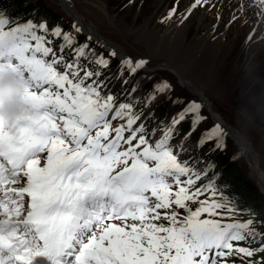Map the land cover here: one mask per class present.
<instances>
[{
  "label": "snow or ice",
  "instance_id": "obj_1",
  "mask_svg": "<svg viewBox=\"0 0 264 264\" xmlns=\"http://www.w3.org/2000/svg\"><path fill=\"white\" fill-rule=\"evenodd\" d=\"M233 4L229 24L252 23L250 41L264 28V0H228ZM176 13L174 6L167 18ZM10 23L0 16V69L25 83L32 115L0 121V264H264V233L253 219H236L238 209L217 198L213 183L198 184L207 169L181 161L183 145L170 143L189 117V135L198 130V105L184 108L152 141L157 130L147 132L142 113L103 93L99 78L110 61L102 54L45 22L5 30ZM53 39L62 40L61 55ZM144 63L121 60L118 76L134 75ZM224 135L217 124L197 146L223 150Z\"/></svg>",
  "mask_w": 264,
  "mask_h": 264
},
{
  "label": "rangeland",
  "instance_id": "obj_2",
  "mask_svg": "<svg viewBox=\"0 0 264 264\" xmlns=\"http://www.w3.org/2000/svg\"><path fill=\"white\" fill-rule=\"evenodd\" d=\"M32 1L33 2L29 3H34L38 6V11L47 9L54 14L60 15L71 23L72 26L81 30L79 26L80 23L73 22L74 19L71 18L73 15L70 16L67 13L64 7L61 6V1ZM160 1L161 0H70L69 5L72 8L71 11L82 18L84 28L85 25L88 26V24L95 26L99 31L97 35L104 37L107 43L112 42L116 44L121 48H119V51H122L123 54L125 53L124 55H131L136 59L143 58L148 64V71L146 70L147 75L152 77L153 81L157 80L154 81L155 85H163L160 82L169 80L174 87V96L184 98L187 101L193 100L196 102H200L202 98V101L205 99L207 103L203 101L207 109L205 113L208 117L210 116V122H212L211 118H221L222 121L225 122L223 124L227 126V129L231 127L232 129H229L230 131L239 133L242 139L254 149H250L249 151V149L246 148L250 157L252 152L257 155L258 164L262 169V174H264V32H258L257 36L249 41L246 40L250 31L247 26H250L251 23L244 27L240 25V30L243 29L240 33V31L238 32L237 26L234 25L236 22L230 25L228 17L223 16L222 23L216 22L217 24L215 23V25L218 31L222 30L224 27L225 31L230 30L228 38L232 40L229 54L223 61L224 66L220 69L223 78L221 80L219 79L218 83H224V76L229 72L232 73L234 81L232 84L234 87H231L225 98H223L225 93L223 92L224 89L222 85L215 88L212 85L213 83L210 82V80L217 78L216 75L213 74L207 78V84L201 88V93L197 95L187 86H183L178 74L171 68L173 64L168 60L152 55L153 42L151 40H147L144 43L141 41V37L138 36V38H136V29L145 26L147 31L151 32L155 41L158 39L168 41V39H170L173 42L174 34L177 31L175 29H180L182 26H180V24H174V21L171 22L172 18H166L168 12L176 6L177 13L174 16L176 18H181V16L185 14L188 18L186 20L188 27L185 32L186 44L198 38H200V40L196 43H200L205 41L202 37L206 29H208L210 24H213L216 19L213 14L203 12L204 1L191 9L190 6L196 3V0H162V3H160ZM218 3L219 6H217V8H221L224 5L227 11L229 8H232L231 13L237 6L233 4L234 6L232 5V7H229L228 0H220ZM215 13L216 10L214 11V14ZM248 18L251 20V14H248ZM260 29L264 31V28ZM71 60L72 58H69L67 61ZM178 65H182V63L178 62ZM144 66H146L145 63ZM57 67L58 70H63L61 66ZM217 73L218 71L216 74ZM168 84L170 83L168 82ZM109 86L112 93L115 94L118 88L112 87L111 82ZM209 87H211L212 91L209 90ZM200 96H202V98ZM209 109L214 113L212 112L211 114ZM137 110L145 117L146 110H143L141 104L138 105ZM175 110L176 109L169 111L167 115ZM153 129L157 131L155 137H149L152 141L160 138V129L162 128L156 125H151L148 129L146 127L149 133H151ZM225 135L227 134L225 133ZM227 136L230 137L229 135ZM170 143L177 147L183 145L184 151L181 152L179 156L181 160L187 154L195 153L200 148L197 146V143L189 141L188 139L184 141L178 139ZM227 147L229 155L232 157L237 156L235 159L237 161L236 164H238L244 172H247L246 174L250 181L249 185L257 186L259 183H257L255 177L256 162L251 157L254 163L253 166L251 165L244 151L232 137L227 138ZM259 192L261 193L260 190ZM262 197L264 198V194ZM258 199L263 202L262 198ZM259 201L255 202L259 203ZM253 202L248 203L252 204ZM261 216L264 218V209L261 210Z\"/></svg>",
  "mask_w": 264,
  "mask_h": 264
},
{
  "label": "bare ground",
  "instance_id": "obj_3",
  "mask_svg": "<svg viewBox=\"0 0 264 264\" xmlns=\"http://www.w3.org/2000/svg\"><path fill=\"white\" fill-rule=\"evenodd\" d=\"M59 1H61L60 4H62L61 6L64 7V9L67 11V13L70 16L73 15V17L71 16V18L77 19V21L79 20L78 22L83 23L82 18H80L78 15H75V13L73 11H71L72 8L70 6H67L66 4H64V3L68 2L67 0H59ZM160 3H162V0L160 1ZM231 10H232V8L231 9L229 8V10L227 11L224 8V5H223V7H221V8L218 7L216 9L215 15L217 17V20L214 21L213 24H210L208 29H206V31L202 37L205 39V41L200 42V43H196L198 40H200V38H198V39H194L189 44H186V33L185 32H186L187 27H188L186 24V20L188 18L185 16V14L183 16H181V18H179V17L176 18L174 16L171 19V22L174 21V24H180V26H182L180 29H177V28L175 29L177 31L174 34V41L173 42L170 39H168V41H163V39L162 40L158 39L157 41H155L153 35L151 34V32L147 31L145 26L143 28L140 27L139 29H136V38H138V36L141 37V41L144 43L147 40H151L153 42L152 55L154 57H159V58H163L164 60H168L171 64H173L172 65L173 67L171 66V68L174 72H176V74H178L183 86H187L188 88H190V90L193 93H195L197 95L201 93V90H202L201 88L207 84V78L210 75L215 74L217 78L214 80H210V82L213 83L212 85L215 88L222 85V88L224 89L223 92L225 93L223 98H225L226 94L229 92L231 87H234V85L232 84V82H234L232 73L228 72L224 76V83H218V82H219V79L221 80L223 78V75L221 74L220 69L224 66L223 61H224V59H226L227 55L229 54L230 45H231L232 40L228 38L230 30L225 31V27H224L222 30L218 31L216 29L215 23L216 22L222 23V17L225 15H227L228 18H231V16H232ZM249 14H251V13H249ZM218 16L220 17L219 19H218ZM242 20H243V18H241V20H237L236 24H234L235 26H237L238 32L240 31V33L243 30V29L240 30V25L242 24ZM228 26H229V24H228ZM85 30L87 32L93 34L94 36H96L99 33V31L97 30V28L95 26L89 25V24H88V26L86 25ZM134 32H135V30H134ZM98 37H99V39L102 40L100 35ZM118 53L121 56L123 54L122 51L121 52L119 51ZM178 62L182 63V65L179 66ZM217 71H218V73L216 74ZM209 90L212 91L211 87H209ZM200 97L202 98V96H200ZM203 101L206 103L205 99ZM214 120H220L222 122V119L218 118V117H214ZM223 127H225L227 134L230 137H232L233 140L244 151L246 158L249 160L251 165L252 166L254 165L252 159L256 162L255 163L256 164V169H255L256 175H255V177L257 179L256 180L257 183H259V184H257V183L256 184L260 186V188L262 189V192L264 193V191H263V189H264V176L258 170L257 155H255V153L252 152L251 153L252 159H251V157L248 154V150L246 149V148H248L250 151V149L252 150L253 148L251 146H249V144H247V142L242 139V137L239 133H236L234 131H230L229 130L230 128L227 129L226 128L227 126L224 124L221 125V128H223ZM254 168H255V166H254Z\"/></svg>",
  "mask_w": 264,
  "mask_h": 264
},
{
  "label": "trees",
  "instance_id": "obj_4",
  "mask_svg": "<svg viewBox=\"0 0 264 264\" xmlns=\"http://www.w3.org/2000/svg\"><path fill=\"white\" fill-rule=\"evenodd\" d=\"M29 2L30 0H0V5L4 6L5 4L8 3L10 11L14 14H19L25 12L26 9L31 8L34 5L33 3H29ZM46 17H48V15H46ZM52 21L53 22L57 21V18H53ZM79 40H80L79 45L88 43L92 51H94L97 54H102L105 58H107L110 61V69L106 71L112 75V77L115 79L117 83L122 82L123 78L121 79L118 76L119 64L115 59L108 58L103 50H101L96 44L89 41H85L83 36H80ZM130 88H131V84L125 86L124 91L127 92ZM132 99L134 101L139 100V93H134L132 95ZM166 106L167 103L162 104L161 108L156 111L157 113L153 114L155 119L165 117ZM183 130H186V127H184ZM217 160L219 161L220 166L222 167L223 170L222 171L223 180L229 183V186L234 192L242 194V198L244 202L253 200L251 199L253 197H257V192L251 186H248V181L246 180L245 174L241 169H239L236 163L230 162L229 157L226 156L225 154H219ZM236 174L238 175L239 178L237 180H236ZM233 178L234 181L232 180ZM240 183H243V186H240ZM246 196L250 198H247ZM262 208H264V203H263V207H261L260 205L257 206V209L259 211H261Z\"/></svg>",
  "mask_w": 264,
  "mask_h": 264
},
{
  "label": "clouds",
  "instance_id": "obj_5",
  "mask_svg": "<svg viewBox=\"0 0 264 264\" xmlns=\"http://www.w3.org/2000/svg\"><path fill=\"white\" fill-rule=\"evenodd\" d=\"M25 83L10 69H0V121L11 125L32 115L24 103Z\"/></svg>",
  "mask_w": 264,
  "mask_h": 264
}]
</instances>
